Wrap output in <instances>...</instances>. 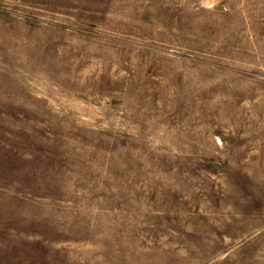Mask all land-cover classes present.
I'll list each match as a JSON object with an SVG mask.
<instances>
[{"label":"rangeland","instance_id":"374dc122","mask_svg":"<svg viewBox=\"0 0 264 264\" xmlns=\"http://www.w3.org/2000/svg\"><path fill=\"white\" fill-rule=\"evenodd\" d=\"M0 264H264V0H0Z\"/></svg>","mask_w":264,"mask_h":264}]
</instances>
